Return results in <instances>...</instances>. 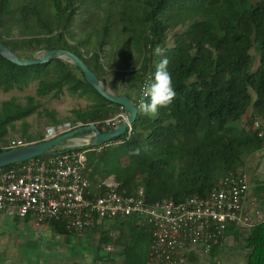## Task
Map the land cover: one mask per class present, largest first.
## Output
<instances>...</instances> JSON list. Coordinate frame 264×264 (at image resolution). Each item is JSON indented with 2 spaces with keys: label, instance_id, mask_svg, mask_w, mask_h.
<instances>
[{
  "label": "trees",
  "instance_id": "16d2710c",
  "mask_svg": "<svg viewBox=\"0 0 264 264\" xmlns=\"http://www.w3.org/2000/svg\"><path fill=\"white\" fill-rule=\"evenodd\" d=\"M94 11L100 14L96 16ZM79 14L93 17V22L84 21L88 28L76 38L73 24ZM168 34L170 45L166 47ZM0 43L16 57L22 52L24 59L41 51H68L98 81L114 77L124 90L118 95L128 97L127 92L134 91L131 101L135 106V100H141L140 84L153 79L157 65L168 59L176 92L168 108H159L157 115L137 110L130 134L110 141L98 152L96 146L74 149L88 150L85 157L91 194L105 193L104 186H96L111 178L118 195L131 196L141 189L147 204L204 199L220 179L242 171L244 159L264 148V127L253 128L255 121L264 123V1L0 0ZM157 47L164 50L163 55L155 53ZM252 49L257 56L254 69ZM115 59L121 64L114 66ZM32 83L33 96H25L23 103L15 98L0 102V138L19 121L24 143L42 141L25 134L24 119L40 115L38 99L44 97L58 100L67 95L89 102L83 110L71 111L74 119L68 123L70 127L78 123L99 128L122 112L64 61L19 67L0 56V92H21ZM248 109L252 119L238 127ZM43 112L52 126L58 125L53 111ZM143 146L148 150L130 155L134 148ZM262 173L264 176V161ZM255 190L261 193L260 207L264 188L257 185ZM47 224L55 234L68 233L60 222ZM96 229L91 231L99 234V245L115 247L121 239L126 240L121 253L124 264L146 263V228L131 220L120 221L114 229L115 238ZM225 238L240 244L242 264H264V221L247 229L227 226L222 239L206 255L216 256Z\"/></svg>",
  "mask_w": 264,
  "mask_h": 264
},
{
  "label": "built area",
  "instance_id": "2783aa9c",
  "mask_svg": "<svg viewBox=\"0 0 264 264\" xmlns=\"http://www.w3.org/2000/svg\"><path fill=\"white\" fill-rule=\"evenodd\" d=\"M139 102L135 100L136 109ZM121 119L120 113L97 129L111 130ZM259 125L264 127V123L255 121L253 128ZM130 129L125 135L130 134ZM52 135H56L55 131ZM109 143L96 146L95 151ZM26 145L18 138H0L1 152ZM87 151L71 149L1 168L0 214L29 220L35 227L60 222L76 238L90 235L91 229L101 223L131 220L148 231L146 264H188L193 257L206 255L222 239L227 226L247 229L264 221V203L258 207L248 199V181L243 171L220 179L204 199L190 197L178 203L163 200L147 204L141 189L131 196L118 195L112 181L96 186H104L105 193L91 194ZM104 250L111 251L108 246Z\"/></svg>",
  "mask_w": 264,
  "mask_h": 264
},
{
  "label": "rangeland",
  "instance_id": "374dc122",
  "mask_svg": "<svg viewBox=\"0 0 264 264\" xmlns=\"http://www.w3.org/2000/svg\"><path fill=\"white\" fill-rule=\"evenodd\" d=\"M256 1H264V0H251V2ZM95 15L98 16L100 13L99 11H94ZM91 15L92 12H90ZM84 21L91 23L93 22V17L88 16L87 14H79V17H76V20L74 22V35L76 38L82 37L80 35V31L83 29H87L88 26L84 27ZM180 29H177L176 31H179ZM14 32H12V36H14ZM170 37L171 34H168V40L166 41V47H169L170 45ZM85 40V39H84ZM82 38V41H84ZM90 40H87L86 48H90ZM83 47V46H81ZM81 49V48H79ZM42 52V51H41ZM41 52H36L32 54L31 56H38ZM250 54L252 56V64L251 69H254L256 66V52L254 49L250 51ZM18 58L24 59L23 53L18 52ZM30 56V57H31ZM112 64L114 66L120 65V60L115 59ZM76 73V72H75ZM78 75V74H77ZM99 83L101 86L108 90L112 95H118L120 93H124V90L119 86L117 81L114 77H103ZM35 88V83L30 84L27 88H25L23 91L18 92L15 90L9 91L7 93L0 92V102L8 100L9 98H15L20 103H23V98L25 96H33ZM129 96L134 98L135 92L129 91L127 92ZM40 103V108H38L37 113H40L38 116L36 113L28 116L24 119V123H26L27 127L25 130V134L28 135L30 138H33V140H36L38 138L44 139L46 136V129L48 127H54L55 134L62 132L63 130L60 127L63 124H71L70 122L73 121V115L71 113L72 110H83L89 102L84 100L83 98L77 99L74 97H70L67 95L61 96L58 100H51L47 97L38 99ZM46 111H53V119H55L58 122V125L52 126L50 118L44 115L43 110ZM120 114V113H119ZM121 114H123L121 112ZM118 115V114H117ZM251 118V110L248 109V111L245 113L243 117L238 121L237 126L238 127H244L246 122H248ZM20 122H14L12 128L8 129L6 138H18L23 139L20 133ZM75 124L74 126H77ZM34 142V141H33ZM32 143V142H31ZM64 147H71V144H63L59 147H57L55 150L59 152ZM264 161V148L255 151L253 154L249 155L247 158L244 159L242 167V171L246 175L247 181H248V199L257 203L259 199L261 198V193L257 192L255 189L257 185H260L264 188V176L262 173V163ZM106 181H112L111 178L106 179ZM256 191V193H254ZM264 203V201H263ZM8 219V220H7ZM5 226L3 227L4 234L7 233H15L14 229L16 227L13 226V218L12 217H6L5 218ZM22 221V220H21ZM41 232V231H40ZM23 233H27L30 237L35 234V232H30L28 230H24ZM19 234V233H18ZM46 238H42L41 240H32L30 238V254H34L37 248L48 247V244L45 243L47 240V236L51 233H43ZM17 234H15L16 236ZM69 238L71 239V236L69 235ZM76 241V240H75ZM77 249V248H76ZM25 251L26 250H21ZM243 256L244 252L240 250V244H237L230 238H226L223 241V245L221 246V251L216 254L214 257H210L209 255L204 256H198L193 257L191 260H189L188 264H242L243 262Z\"/></svg>",
  "mask_w": 264,
  "mask_h": 264
},
{
  "label": "water",
  "instance_id": "95a60500",
  "mask_svg": "<svg viewBox=\"0 0 264 264\" xmlns=\"http://www.w3.org/2000/svg\"><path fill=\"white\" fill-rule=\"evenodd\" d=\"M0 56L7 62L19 67L44 65L54 59L64 61L74 66L83 76L85 83H87L100 97L109 103L117 105L123 113V119L120 120V123L115 128L105 132L98 131L93 124L86 126L78 124L70 130L67 129L69 127L68 124H63L58 127L63 131L57 135H52L54 127H48L46 129V136L42 141L27 144L21 148L0 152V169L24 163L34 158L53 155L57 147L66 143L71 144V147L68 148L69 150L82 146L95 147L102 145L120 138L131 128L137 114V109L134 107L131 100L124 95H112L108 90H105L95 75L87 69L82 61L68 51L49 50L41 52L38 56L20 59L0 43Z\"/></svg>",
  "mask_w": 264,
  "mask_h": 264
},
{
  "label": "crops",
  "instance_id": "0c3cea01",
  "mask_svg": "<svg viewBox=\"0 0 264 264\" xmlns=\"http://www.w3.org/2000/svg\"><path fill=\"white\" fill-rule=\"evenodd\" d=\"M128 98L133 99L131 96H128ZM6 217L12 216L0 214V264H89V259L90 264H124L121 253L124 250L125 239H121L115 247L99 245V234L96 232H91L90 235H85L82 238H76L71 233L58 235L50 230L47 223L35 227L29 220L24 219L21 221L14 217L12 218L13 226L16 227L14 229L15 233L4 234L3 227L5 226ZM119 222L101 223L96 227V231L101 233L108 231L109 235L115 238L116 232L114 229ZM24 230L35 232V234L30 237L27 233H23ZM45 232L51 233L50 236L46 235L47 240L45 243L48 244V247H39L34 254H30L32 248L30 247V238L41 240L46 238L43 234ZM15 234L17 235L15 236ZM106 246L110 247V252L104 250ZM21 250H26V252Z\"/></svg>",
  "mask_w": 264,
  "mask_h": 264
},
{
  "label": "clouds",
  "instance_id": "9594fccd",
  "mask_svg": "<svg viewBox=\"0 0 264 264\" xmlns=\"http://www.w3.org/2000/svg\"><path fill=\"white\" fill-rule=\"evenodd\" d=\"M164 50L160 47L155 49L157 55H163ZM168 59L164 58L158 65L153 79L144 81L141 87V100L138 111L144 114L157 115L159 108H168L176 96L171 73L168 71ZM149 98L146 102L143 98ZM147 151V146L134 148L130 155L138 156L141 151ZM90 264V259H89Z\"/></svg>",
  "mask_w": 264,
  "mask_h": 264
}]
</instances>
